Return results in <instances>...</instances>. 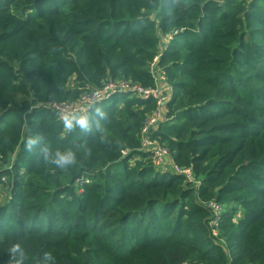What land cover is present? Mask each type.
Masks as SVG:
<instances>
[{
  "label": "trees",
  "instance_id": "16d2710c",
  "mask_svg": "<svg viewBox=\"0 0 264 264\" xmlns=\"http://www.w3.org/2000/svg\"><path fill=\"white\" fill-rule=\"evenodd\" d=\"M154 59L172 90L151 139L191 182L140 150L155 100L115 95L87 133L47 107L110 79L153 89ZM0 166V264L15 243L23 264H264V1L0 0Z\"/></svg>",
  "mask_w": 264,
  "mask_h": 264
},
{
  "label": "built area",
  "instance_id": "2783aa9c",
  "mask_svg": "<svg viewBox=\"0 0 264 264\" xmlns=\"http://www.w3.org/2000/svg\"><path fill=\"white\" fill-rule=\"evenodd\" d=\"M264 1V0H259ZM171 39V38H169ZM157 59H154L150 65V71L153 75L155 83L161 82V88L156 89H145L137 84H133L126 81H112L109 80L102 87L94 89L91 92L82 94L79 99L73 103H50L48 109H50L56 119L62 122V115L67 111H75L78 114H88L95 105L100 104L104 101L110 100L115 95L132 94V96L139 97L141 99H153L156 101L158 111L163 109V106L168 101L171 87L167 84L166 78L163 74H157L155 72V63ZM164 117H160L158 113L155 117H151L145 123L141 131V149L142 151L152 150L153 165L164 172V159L169 157V152L165 147L160 146L156 140L151 139L152 133L157 129L158 123ZM125 155V152H123ZM172 163V160H170ZM178 174L185 177L186 181H193L191 170L175 168ZM211 212V219L209 221V227L213 236H217V227L220 220L223 208L214 202H209L205 205ZM186 264V263H183Z\"/></svg>",
  "mask_w": 264,
  "mask_h": 264
},
{
  "label": "clouds",
  "instance_id": "9594fccd",
  "mask_svg": "<svg viewBox=\"0 0 264 264\" xmlns=\"http://www.w3.org/2000/svg\"><path fill=\"white\" fill-rule=\"evenodd\" d=\"M95 111L98 116H104V113L99 108H96ZM61 119L64 129L68 130L69 132L75 130L76 128H79L85 133L91 131L92 124L90 122L89 116L86 113L78 114L75 111H67L62 115ZM97 127H99L98 123ZM42 140V136L27 138L25 149L29 152H32L37 146L41 145ZM39 151L42 154L45 163H51L60 169H66L76 162V156L72 150H66L63 152L57 150L55 153H52L47 145H43L39 148ZM17 254H19L21 257L23 256L21 245L19 243L13 244L9 249V264H23V260L18 259ZM45 259L53 260L54 258L51 253H46Z\"/></svg>",
  "mask_w": 264,
  "mask_h": 264
},
{
  "label": "bare ground",
  "instance_id": "6f19581e",
  "mask_svg": "<svg viewBox=\"0 0 264 264\" xmlns=\"http://www.w3.org/2000/svg\"><path fill=\"white\" fill-rule=\"evenodd\" d=\"M155 72L157 73V74H163V76L166 78V74L163 72V71H160V70H158L157 68H155ZM153 76V75H152ZM111 80V79H110ZM109 81V80H108ZM107 81V82H108ZM166 81H167V79H166ZM107 82H105V83H107ZM104 83V84H105ZM103 84V85H104ZM102 85V86H103ZM101 86V87H102ZM161 88V82L160 83H156V87L155 88H153V89H156V88ZM151 89V88H150ZM122 96H132V94H122ZM136 97V96H135ZM170 97H171V92H170V95H169V98H168V101L165 103V105L163 106V109L161 110V111H158V109L156 108V111L152 114V115H150L149 117H148V119L149 118H151V117H155L156 116V114L158 113V115L160 116V117H164V115L166 114V110H165V107H166V104L170 101ZM144 101H147V100H149V99H143ZM49 105V104H48ZM48 105H47V107H48ZM94 108V107H93ZM51 111V110H50ZM92 111V110H91ZM90 111V112H91ZM89 112V113H90ZM53 113V112H52ZM88 113V114H89ZM54 114V113H53ZM87 114V115H88ZM148 119H147V121H148ZM146 121V122H147ZM158 143V142H157ZM159 144V143H158ZM160 145V144H159ZM160 146H162V145H160ZM163 147V146H162ZM148 151L149 150H146L145 152L146 153H148ZM169 152V151H168ZM150 153H152L153 154V151L151 150V152ZM164 160H172L171 159V156H170V154H169V157L168 158H166V159H164ZM152 161H153V159H152ZM171 163V162H170ZM170 166V165H169ZM172 167V168H171ZM171 167H169L170 169H167V170H169V171H172V172H174V173H176L177 174V172L175 171V169H174V164H173V161H172V163H171ZM176 168V167H175ZM8 169H10L9 167H8ZM165 169V168H164ZM164 171H166V170H164ZM3 179H5V178H1V181L3 182ZM212 234V233H211ZM183 264V263H182ZM186 264H188V263H186Z\"/></svg>",
  "mask_w": 264,
  "mask_h": 264
},
{
  "label": "rangeland",
  "instance_id": "374dc122",
  "mask_svg": "<svg viewBox=\"0 0 264 264\" xmlns=\"http://www.w3.org/2000/svg\"><path fill=\"white\" fill-rule=\"evenodd\" d=\"M166 166L171 167L170 160H164L163 167H166ZM3 169H6V168L0 166V170H3ZM1 183L3 185H0V205L4 204L7 201L8 193H9V190L7 188L6 179H3V182L1 181Z\"/></svg>",
  "mask_w": 264,
  "mask_h": 264
},
{
  "label": "crops",
  "instance_id": "0c3cea01",
  "mask_svg": "<svg viewBox=\"0 0 264 264\" xmlns=\"http://www.w3.org/2000/svg\"><path fill=\"white\" fill-rule=\"evenodd\" d=\"M165 168L170 169L168 166H166ZM171 168H172V167H171Z\"/></svg>",
  "mask_w": 264,
  "mask_h": 264
}]
</instances>
